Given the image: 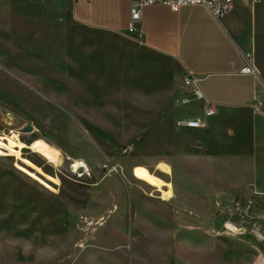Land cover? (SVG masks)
Returning a JSON list of instances; mask_svg holds the SVG:
<instances>
[{
  "label": "rangeland",
  "instance_id": "obj_1",
  "mask_svg": "<svg viewBox=\"0 0 264 264\" xmlns=\"http://www.w3.org/2000/svg\"><path fill=\"white\" fill-rule=\"evenodd\" d=\"M64 11L0 0V135L61 154H0V264H247L254 197L216 195L181 148L193 91L136 46L74 39Z\"/></svg>",
  "mask_w": 264,
  "mask_h": 264
},
{
  "label": "crops",
  "instance_id": "obj_2",
  "mask_svg": "<svg viewBox=\"0 0 264 264\" xmlns=\"http://www.w3.org/2000/svg\"><path fill=\"white\" fill-rule=\"evenodd\" d=\"M54 1L64 3L62 14L74 39L84 36L109 50L136 46L164 61L177 80L186 74L199 79L215 114L205 117L198 109L203 101L191 96L190 105L196 106L191 115L204 125L189 129L194 141H183L181 148L186 154L194 148L197 163L218 173L209 177L216 195H244L247 202L254 197L259 219L247 224L243 240L247 264H264V0L236 1L221 19L203 5L178 10L149 5L135 35L129 32L131 0ZM249 55L258 74L241 73ZM256 102L261 103L258 111Z\"/></svg>",
  "mask_w": 264,
  "mask_h": 264
},
{
  "label": "built area",
  "instance_id": "obj_3",
  "mask_svg": "<svg viewBox=\"0 0 264 264\" xmlns=\"http://www.w3.org/2000/svg\"><path fill=\"white\" fill-rule=\"evenodd\" d=\"M236 1H249L254 2L257 0H131V10H130V22H129V32L135 33V26L142 19L143 8L149 5H167L173 10H178L180 7L185 5H203L207 7L212 15L216 19H221L224 17L231 9L232 5ZM242 74H258V70L253 63L252 57L248 56V64L241 69ZM183 82L185 86L189 87L196 99L202 100L201 109L204 112L205 117H210L215 114V109L212 106L211 100H209L200 85L199 79L192 74H186L183 76ZM261 103L256 102L253 104V108L258 111L260 110ZM184 125L189 129H198L204 125V121L199 118H188L184 122Z\"/></svg>",
  "mask_w": 264,
  "mask_h": 264
},
{
  "label": "bare ground",
  "instance_id": "obj_4",
  "mask_svg": "<svg viewBox=\"0 0 264 264\" xmlns=\"http://www.w3.org/2000/svg\"><path fill=\"white\" fill-rule=\"evenodd\" d=\"M23 149H29L33 153L42 156L47 160V162H51L56 165L60 161V152L41 139L32 140L28 143V141H24L17 133L0 135V154H5L6 152L17 156L23 151ZM147 172L149 175H152L148 170ZM152 176L157 181H163L154 175ZM164 194L166 195V193Z\"/></svg>",
  "mask_w": 264,
  "mask_h": 264
},
{
  "label": "water",
  "instance_id": "obj_5",
  "mask_svg": "<svg viewBox=\"0 0 264 264\" xmlns=\"http://www.w3.org/2000/svg\"><path fill=\"white\" fill-rule=\"evenodd\" d=\"M33 130H34V128L32 125H27L26 127L21 129V131H23V132H31Z\"/></svg>",
  "mask_w": 264,
  "mask_h": 264
}]
</instances>
